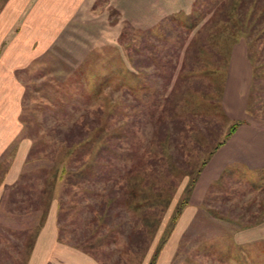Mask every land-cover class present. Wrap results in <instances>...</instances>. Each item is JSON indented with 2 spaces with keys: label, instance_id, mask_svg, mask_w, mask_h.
<instances>
[{
  "label": "rangeland",
  "instance_id": "1",
  "mask_svg": "<svg viewBox=\"0 0 264 264\" xmlns=\"http://www.w3.org/2000/svg\"><path fill=\"white\" fill-rule=\"evenodd\" d=\"M176 2L98 0L78 22L80 35L21 73L23 128L0 159V264H27L54 206L59 241L100 264H150L160 248L156 264H264V242L240 244V226L196 206L191 187L232 126L222 95L234 46H247L254 75L264 78V31L250 20L264 17V0ZM165 11L173 18L163 19ZM166 56L176 69L145 74L133 66L164 67ZM185 64L202 70L188 74L196 83L182 76L174 92ZM253 103L261 104L255 96ZM177 104L190 135L174 134L180 144L171 153L170 131L156 123ZM193 110L204 117L197 125ZM22 143L24 190L12 192L3 177ZM257 185L249 187L260 194L264 184ZM11 197L26 198L29 212Z\"/></svg>",
  "mask_w": 264,
  "mask_h": 264
},
{
  "label": "crops",
  "instance_id": "2",
  "mask_svg": "<svg viewBox=\"0 0 264 264\" xmlns=\"http://www.w3.org/2000/svg\"><path fill=\"white\" fill-rule=\"evenodd\" d=\"M97 1H3L0 7V159L18 139L23 128L21 113L26 89L21 73L29 70L55 45L80 35L78 22ZM117 1L120 4V0H114ZM176 3V0H155V5ZM172 14L165 11L161 16L170 19ZM174 19L178 20L177 17ZM254 96L258 97L260 105L253 103ZM222 108L228 121L238 125L230 135H226L202 168L193 197L198 198L196 206L201 205L217 218L227 217L239 225L235 239L240 244L264 242V189L257 190L260 192L257 194L254 188L249 187L260 188L257 184H264V78L254 75L244 43H238L232 49L223 87ZM28 149L29 146L22 143L16 150L3 177L5 186L18 182ZM55 207L36 237L27 264H100L82 250L59 241Z\"/></svg>",
  "mask_w": 264,
  "mask_h": 264
},
{
  "label": "trees",
  "instance_id": "3",
  "mask_svg": "<svg viewBox=\"0 0 264 264\" xmlns=\"http://www.w3.org/2000/svg\"><path fill=\"white\" fill-rule=\"evenodd\" d=\"M251 2H252V0H250V5H251ZM243 4V3H242ZM250 20H252V21H254V25H253V27L255 28V29H257L259 26H260V24H261V26H260V29H261V31H264V22H263V20H264V17H259V18H256V20L254 19V18H252L251 17V19ZM182 26H184V24H182ZM185 28L186 29H192L193 28V26L192 25H190V26H188V25H185ZM152 36H153V38L154 39H157V34L156 33H152ZM158 37H159V35H158ZM158 39H160V38H158ZM174 53H175V55H176V57H179V51L178 50H174ZM251 56H253V55H251ZM251 56H249L250 57V59H251ZM166 57H168V62H166L163 66L164 67H162V65H159V66H157V65H155V67H152V68H149V67H151L150 65H146V66H144L143 68H142V71H141V67L138 65V64H134L133 63V66L136 68V70L138 71V72H142V73H145V74H149V73H151V72H153L154 71V73L155 74H157V73H159V71H160V73L163 71V72H165V71H170L169 70V66L171 67V69H176L177 67H178V64L175 62H172L173 63V65H172V63H171V61H172V59L171 58H169V56H166ZM169 60H171V61H169ZM259 61H261L260 59H258ZM264 61V60H263ZM159 64V63H158ZM161 64H163V62L161 61ZM176 64V65H175ZM186 65V66H185ZM184 65V67H186L185 69L183 68V69H181L182 70V72L178 75L179 76V79H177L176 80V84L174 85V87H173V91L175 92V90H176V88H177V86L180 84V82H179V80L181 81V80H183L182 79V76H185L187 79H186V82H189V83H191V81H192V83H196V81L194 80V79H191L192 77H190V78H188L189 77V75L188 74H190V76H194V70H196L197 71V69H201V68H197V66L196 65H192L193 67H190V65H187V64H185ZM139 66V67H138ZM187 66H189V69L187 68ZM164 68V69H163ZM151 69V70H150ZM162 69V70H161ZM150 70V71H149ZM187 70H189V71H187ZM202 70V69H201ZM187 71V72H186ZM172 73V72H171ZM257 74V73H256ZM200 77H203V76H201V75H199ZM170 77H172V79H174L173 77L174 76H169V78ZM191 79V80H190ZM104 80H106V78L104 79ZM194 80V81H193ZM102 83H105V81L104 82H102ZM169 83H172L171 81H169ZM168 83V84H169ZM202 86L204 87V84H202ZM211 87V86H210ZM130 89H132L131 87H129ZM132 90H134V92H135V89H132ZM137 90H139V88H137ZM194 91L195 92H197V93H199V92H203L204 91V89L201 87V88H195L194 89ZM156 95V97H155V99L156 100H158V101H160V95L158 94V93H156L155 94ZM167 99V101L169 102V97H167L166 98ZM171 100V99H170ZM171 101H173V100H171ZM173 102H175V101H173ZM175 107V109L173 108L172 110H171V113H170V118L169 119H167V120H164V119H160L156 124H158V125H160L159 127L160 128H167V129H169V131H170V134H171V136H170V138H169V150H170V152L172 153L173 152V144L175 143L176 145H177V142L179 143V141H178V138H177V141L175 142L174 141V134H176V136H179L180 134H183V135H190V131L188 130L189 129V127H188V125L189 124H187L188 122L186 121V120H184V119H182V118H179V116H178V114H177V108H179L180 109V105L178 106V104H177V106H174ZM189 116H190V118L192 119V123L194 124V125H197V123H199V122H201L200 120L201 119H203L204 117H202V116H200L199 114H196V112L193 110L190 114H189ZM155 125V124H154ZM153 125V126H154ZM199 125V124H198ZM237 125H238V123H236V124H234V125H232L231 127H230V132L228 133V135H230L234 130H235V128L237 127ZM156 126V125H155ZM188 127V128H187ZM179 128H180V130H179ZM178 129V130H177ZM88 138V135L87 136H85V139H83L82 141H80V142H78V143H76V144H79V143H82L83 141H85L86 139ZM180 144V143H179ZM222 144V143H221ZM220 144V145H221ZM215 151V150H214ZM212 154H213V152H212ZM206 163H204V165H205ZM71 171H73V170H71ZM66 173H68V171H65ZM70 172V171H69ZM199 175H200V173H199ZM196 182H197V180H194L193 182H192V184H191V187H193V186H195V184H196ZM23 185L21 184V183H17V184H15V185H13V186H11L9 189H11L12 190V192H15V191H20V192H23V188L24 187H22ZM53 188V187H52ZM189 192H191V191H188V194H189ZM52 193V192H51ZM51 196V195H50ZM188 200V199H187ZM187 200H185L182 204H181V207L183 208V206H185L187 203H188V201ZM10 201H12V203L14 204L15 202L16 203H18V206L17 207H19V210H20V213H28L29 211H28V207H25L24 205H25V202H26V198H22V199H15V202H14V197L12 198L11 197V200ZM12 211H14V210H12ZM181 213V209H179V211H178V214H180ZM148 230H150V229H148ZM148 230H146L147 231V233L149 234V237H150V232L148 231ZM8 232H10V231H8ZM152 233V232H151ZM23 234V233H22ZM35 241H36V235H35V237H34V241H33V243H32V246H31V248H32V250H33V248H34V246L33 245H35ZM165 242V240L163 241V243ZM161 249V248H160ZM160 249H158L157 250V252H156V254L154 255V257H153V259H152V261L150 262V264H156V260H157V257H158V255H159V252H160ZM31 254V253H30Z\"/></svg>",
  "mask_w": 264,
  "mask_h": 264
}]
</instances>
